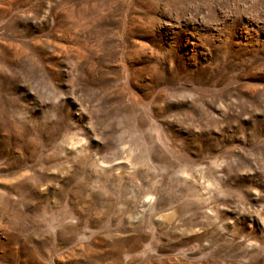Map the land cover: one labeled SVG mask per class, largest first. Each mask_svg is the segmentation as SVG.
Listing matches in <instances>:
<instances>
[{
  "label": "rangeland",
  "instance_id": "rangeland-1",
  "mask_svg": "<svg viewBox=\"0 0 264 264\" xmlns=\"http://www.w3.org/2000/svg\"><path fill=\"white\" fill-rule=\"evenodd\" d=\"M30 261L264 264V0H0V264Z\"/></svg>",
  "mask_w": 264,
  "mask_h": 264
},
{
  "label": "bare ground",
  "instance_id": "bare-ground-1",
  "mask_svg": "<svg viewBox=\"0 0 264 264\" xmlns=\"http://www.w3.org/2000/svg\"><path fill=\"white\" fill-rule=\"evenodd\" d=\"M39 250H40V249H39ZM37 253H38L41 257L44 255V253L41 252V251L36 252V254H37ZM38 254H37V255H38ZM30 262H31V261H30ZM31 264H38V263H36L35 261H32Z\"/></svg>",
  "mask_w": 264,
  "mask_h": 264
}]
</instances>
